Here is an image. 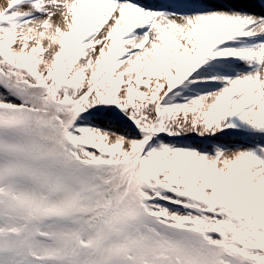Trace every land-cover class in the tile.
Instances as JSON below:
<instances>
[{
    "label": "snow or ice",
    "instance_id": "1",
    "mask_svg": "<svg viewBox=\"0 0 264 264\" xmlns=\"http://www.w3.org/2000/svg\"><path fill=\"white\" fill-rule=\"evenodd\" d=\"M255 6L0 5V264H264Z\"/></svg>",
    "mask_w": 264,
    "mask_h": 264
},
{
    "label": "bare ground",
    "instance_id": "2",
    "mask_svg": "<svg viewBox=\"0 0 264 264\" xmlns=\"http://www.w3.org/2000/svg\"><path fill=\"white\" fill-rule=\"evenodd\" d=\"M5 3V0H0V4H3ZM251 10H254L256 12H260L262 10V7L258 6V8L255 6L254 9H251Z\"/></svg>",
    "mask_w": 264,
    "mask_h": 264
},
{
    "label": "rangeland",
    "instance_id": "3",
    "mask_svg": "<svg viewBox=\"0 0 264 264\" xmlns=\"http://www.w3.org/2000/svg\"><path fill=\"white\" fill-rule=\"evenodd\" d=\"M0 5H2V4H0ZM258 6L262 7L261 4L259 3V0H256V7L258 8Z\"/></svg>",
    "mask_w": 264,
    "mask_h": 264
}]
</instances>
